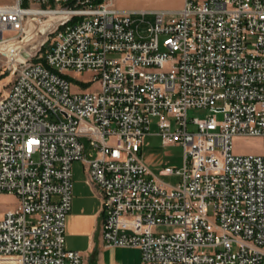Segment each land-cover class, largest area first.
Listing matches in <instances>:
<instances>
[{
    "label": "built area",
    "instance_id": "2783aa9c",
    "mask_svg": "<svg viewBox=\"0 0 264 264\" xmlns=\"http://www.w3.org/2000/svg\"><path fill=\"white\" fill-rule=\"evenodd\" d=\"M147 14L114 0L0 5V48L16 45L0 97V195L18 199L0 217V264H84L66 248L76 161L101 194L105 242L138 249L140 264H264V151L232 152L236 137L264 144V0H185L141 29ZM69 71L99 87L73 90ZM189 109L213 115L191 132ZM156 118L162 145L184 148L181 168L159 172L176 184L141 155Z\"/></svg>",
    "mask_w": 264,
    "mask_h": 264
},
{
    "label": "rangeland",
    "instance_id": "374dc122",
    "mask_svg": "<svg viewBox=\"0 0 264 264\" xmlns=\"http://www.w3.org/2000/svg\"><path fill=\"white\" fill-rule=\"evenodd\" d=\"M15 0H0V5H12ZM185 0H115V6L120 10L133 13V19L141 20V12H147L146 23L141 26V29H146L149 22L154 21L155 11H176L184 6ZM42 32L31 42H43ZM33 42V43H34ZM30 43V42H29ZM23 44V43H22ZM27 45V44H26ZM23 48V47H22ZM12 47L7 46L1 50L0 53V97L3 96L10 88L13 76L8 69L9 58L16 57V51L6 54ZM69 77L74 85L79 86L81 89L96 90L99 83H89L92 79L88 73L77 74L74 71L68 72ZM213 115L209 110L202 109H189L187 111V118L189 122V131L197 132L198 128L192 124V119H205ZM216 119L218 122L223 121V115L217 114ZM157 118L153 119L150 134L145 138V144L142 149V155L145 162L149 165L151 171L155 176L159 177V171L167 166L181 168L184 163V148L180 145L163 146L160 136H158V127L156 126ZM264 151V144L259 137H236L232 143V152L236 155H260ZM163 181L176 184L180 178L176 176L163 177ZM18 206V199L14 194H1L0 195V217L9 210H13ZM158 232H164L167 229L160 227ZM109 257L116 259L114 264H140V251L136 248H116L114 253L110 252Z\"/></svg>",
    "mask_w": 264,
    "mask_h": 264
},
{
    "label": "crops",
    "instance_id": "0c3cea01",
    "mask_svg": "<svg viewBox=\"0 0 264 264\" xmlns=\"http://www.w3.org/2000/svg\"><path fill=\"white\" fill-rule=\"evenodd\" d=\"M82 141L85 145V154L87 158H90L92 148L86 139ZM72 170L74 197L72 209L67 219L66 248L80 252L84 264H114L116 259L109 257V253H114L116 247L109 246L102 234L105 214L102 211L99 189L90 182L88 166L84 162L76 161ZM157 178L159 181L167 183L161 179L162 176H157Z\"/></svg>",
    "mask_w": 264,
    "mask_h": 264
},
{
    "label": "water",
    "instance_id": "95a60500",
    "mask_svg": "<svg viewBox=\"0 0 264 264\" xmlns=\"http://www.w3.org/2000/svg\"><path fill=\"white\" fill-rule=\"evenodd\" d=\"M46 33H47V30L42 34L41 39L43 42L46 40ZM41 45H42V43L40 44V42H36V43L34 42L31 45H29L28 47L22 49L21 55L26 59H30L37 54Z\"/></svg>",
    "mask_w": 264,
    "mask_h": 264
},
{
    "label": "bare ground",
    "instance_id": "6f19581e",
    "mask_svg": "<svg viewBox=\"0 0 264 264\" xmlns=\"http://www.w3.org/2000/svg\"><path fill=\"white\" fill-rule=\"evenodd\" d=\"M41 43H43V42H40V44H41ZM7 46H9V47L11 46L12 49L9 50V52L6 54V56H8L9 53H12V52L16 51V45L10 42L9 44H7V45H5L4 47H1V48H0V53H1V50H2L3 48L7 47ZM10 59H12V58H10ZM12 60H14V58H13Z\"/></svg>",
    "mask_w": 264,
    "mask_h": 264
}]
</instances>
